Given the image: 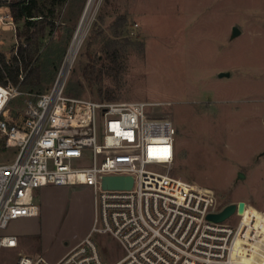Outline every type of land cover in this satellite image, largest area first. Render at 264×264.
Returning <instances> with one entry per match:
<instances>
[{
  "label": "rangeland",
  "instance_id": "1",
  "mask_svg": "<svg viewBox=\"0 0 264 264\" xmlns=\"http://www.w3.org/2000/svg\"><path fill=\"white\" fill-rule=\"evenodd\" d=\"M89 2L66 94L158 104L147 113L171 119L177 130L171 175L211 190L218 210L244 202L242 214L253 213L264 235V0H67L52 18L54 31L47 29L42 61L61 65ZM41 3L47 11L49 0ZM233 27L241 32L236 38ZM16 46L15 33L0 30L3 54L12 58ZM56 77L32 91L21 86L11 112L23 111ZM15 154L0 143V163ZM62 190L43 216L10 221L0 231L18 237L16 248L0 251V264H15L20 254L55 261L65 243L85 235L92 189Z\"/></svg>",
  "mask_w": 264,
  "mask_h": 264
},
{
  "label": "built area",
  "instance_id": "2",
  "mask_svg": "<svg viewBox=\"0 0 264 264\" xmlns=\"http://www.w3.org/2000/svg\"><path fill=\"white\" fill-rule=\"evenodd\" d=\"M0 30L16 34L10 11L0 9ZM77 54L72 42L52 87L17 114L9 105L24 94L21 85L0 84V143L16 150L12 162L0 163V231L40 217L43 203L35 201L45 188L93 191L90 227L79 241L66 243L55 261L20 254L15 264H264L253 213L237 208L213 222L207 216L223 209L214 193L171 175L177 130L171 119L147 113L158 104L66 94ZM108 176L131 177L133 186L104 189ZM17 246L16 235L0 234V251Z\"/></svg>",
  "mask_w": 264,
  "mask_h": 264
},
{
  "label": "trees",
  "instance_id": "3",
  "mask_svg": "<svg viewBox=\"0 0 264 264\" xmlns=\"http://www.w3.org/2000/svg\"><path fill=\"white\" fill-rule=\"evenodd\" d=\"M66 1L49 0V9L46 11L42 0H0V8H9L13 16L18 43L17 53L12 58L0 54V84L8 85L11 82L32 91L53 81L60 64L42 61L41 50L47 29L50 28L52 32L56 27L52 18ZM90 73L94 71L88 66L84 70L87 80L91 79ZM21 75H24L23 81H20Z\"/></svg>",
  "mask_w": 264,
  "mask_h": 264
},
{
  "label": "water",
  "instance_id": "4",
  "mask_svg": "<svg viewBox=\"0 0 264 264\" xmlns=\"http://www.w3.org/2000/svg\"><path fill=\"white\" fill-rule=\"evenodd\" d=\"M240 30L237 27H233L232 29V38H236L240 35ZM230 73H220V78L229 77ZM260 157H264V151L259 155ZM240 177H243L240 174ZM133 178L131 177H120V176H108L104 177L102 186L104 189H131L133 186ZM243 203H233L225 206L220 212L218 213H210L207 218L216 223H222L232 217L238 208L239 213H243L241 207L239 206Z\"/></svg>",
  "mask_w": 264,
  "mask_h": 264
},
{
  "label": "crops",
  "instance_id": "5",
  "mask_svg": "<svg viewBox=\"0 0 264 264\" xmlns=\"http://www.w3.org/2000/svg\"><path fill=\"white\" fill-rule=\"evenodd\" d=\"M63 191L62 189H56V188H45L43 189L41 192H40V198H41V201H42V205H43V212L42 214H44V211H49L50 208L53 207L52 205V202H51V198L53 197L54 193L57 192V191ZM92 213L89 212V219H92V216H91ZM43 216V215H41ZM91 223V222H90ZM90 226V225H89ZM89 226H88V229H89ZM88 231V230H87ZM86 231V233H87ZM85 233V234H86ZM81 239V238H80ZM79 239V240H80ZM78 241V240H77ZM66 244V243H65Z\"/></svg>",
  "mask_w": 264,
  "mask_h": 264
},
{
  "label": "bare ground",
  "instance_id": "6",
  "mask_svg": "<svg viewBox=\"0 0 264 264\" xmlns=\"http://www.w3.org/2000/svg\"><path fill=\"white\" fill-rule=\"evenodd\" d=\"M90 6H91V2H89L88 9H87V11H86V13H85V15H84V18H83V20H82V22H81V24H80V26H79V28H78V30H77V32H76V35H75V37H74V39H73V45H74L75 51H78V49H79V47H80V44H81V43H80V42H81V40H80V35H81V32H82V30H83V28H84V21H85V19H86V15H87V12H88ZM239 203H243V204H240V205H239V206L241 207L242 212H243V211H244L245 203H244V202H239Z\"/></svg>",
  "mask_w": 264,
  "mask_h": 264
}]
</instances>
